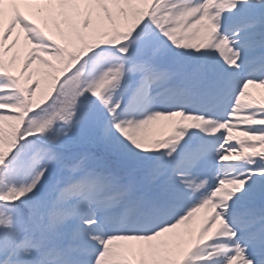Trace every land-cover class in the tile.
<instances>
[{
	"label": "snow or ice",
	"instance_id": "obj_1",
	"mask_svg": "<svg viewBox=\"0 0 264 264\" xmlns=\"http://www.w3.org/2000/svg\"><path fill=\"white\" fill-rule=\"evenodd\" d=\"M0 264H264V0H0Z\"/></svg>",
	"mask_w": 264,
	"mask_h": 264
}]
</instances>
